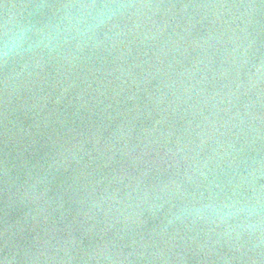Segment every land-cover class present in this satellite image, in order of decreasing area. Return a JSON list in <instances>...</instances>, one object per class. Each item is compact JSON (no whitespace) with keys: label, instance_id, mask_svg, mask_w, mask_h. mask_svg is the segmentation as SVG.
I'll return each instance as SVG.
<instances>
[{"label":"water","instance_id":"water-1","mask_svg":"<svg viewBox=\"0 0 264 264\" xmlns=\"http://www.w3.org/2000/svg\"><path fill=\"white\" fill-rule=\"evenodd\" d=\"M125 2L78 50V0H0V264H264L206 207L264 204V0Z\"/></svg>","mask_w":264,"mask_h":264},{"label":"clouds","instance_id":"clouds-1","mask_svg":"<svg viewBox=\"0 0 264 264\" xmlns=\"http://www.w3.org/2000/svg\"><path fill=\"white\" fill-rule=\"evenodd\" d=\"M78 7L79 14L67 15L62 30L46 37L48 46L51 47L53 41L73 39L77 42L76 47L79 50L91 41L93 35L111 21L119 11L131 7V3L125 2V0H78ZM30 32L31 29L28 27L0 28V66L31 50ZM206 207L215 214V218L221 223L243 216L245 220L238 228L242 232H247L264 241V204L234 201ZM228 230L233 232L236 231V228L229 227ZM240 234L241 232H237V235Z\"/></svg>","mask_w":264,"mask_h":264}]
</instances>
